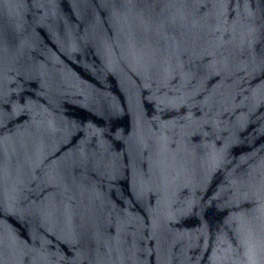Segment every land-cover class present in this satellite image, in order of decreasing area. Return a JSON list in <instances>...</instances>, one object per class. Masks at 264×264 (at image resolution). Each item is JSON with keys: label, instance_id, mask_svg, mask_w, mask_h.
Masks as SVG:
<instances>
[{"label": "water", "instance_id": "1", "mask_svg": "<svg viewBox=\"0 0 264 264\" xmlns=\"http://www.w3.org/2000/svg\"><path fill=\"white\" fill-rule=\"evenodd\" d=\"M0 264H264V0H0Z\"/></svg>", "mask_w": 264, "mask_h": 264}]
</instances>
